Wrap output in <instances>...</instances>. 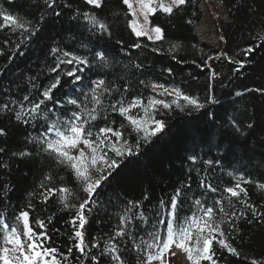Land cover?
<instances>
[{"label": "snow or ice", "instance_id": "6c2138e0", "mask_svg": "<svg viewBox=\"0 0 264 264\" xmlns=\"http://www.w3.org/2000/svg\"><path fill=\"white\" fill-rule=\"evenodd\" d=\"M121 2L132 17L123 25L118 23L120 16L128 13L110 18L104 11L107 0H83L84 9L74 8L73 0H30V6L37 8L34 16L13 14L0 6V29L8 27L16 35L10 54L0 47V56L8 55L0 78L18 56L27 55L25 49L44 41L39 48L42 60L38 58L36 68L26 66L6 86L0 81V170L9 175L7 181L0 180V264H69L70 259L77 264H170L169 257L178 253L184 254L187 264H222L224 258L218 252L239 258L244 264H264V255L248 256L242 243H234L240 234L239 221L264 224V211L260 210L264 204L251 203L247 187L255 185L264 191V182L254 181L247 173L250 165L264 166V153L259 163L253 164L255 150L249 139L257 121L244 122L235 114L221 118L218 124V114L212 111L220 104L217 82L222 88L227 86L215 61L233 65V75L246 68L264 49V13L256 0H220L228 14L222 19L218 15V19L225 29H248L246 35L242 33L246 46L232 55L223 49L201 58L197 66L206 70L201 95L186 82L165 86L139 79L150 74V66L142 61L130 60L131 69L138 74L134 81L127 74L108 79L117 67L118 52L150 47L152 53L160 54L165 42L170 45L169 52L180 49V38L174 30L194 7L193 0ZM66 10L72 12L70 17L65 18ZM65 19L76 25L75 32L69 28L65 33ZM121 27L136 38L131 44H126L123 37L113 40ZM140 38H146L150 45ZM219 39L227 43L226 33L222 32ZM3 43L8 46L11 42L6 39ZM238 56L243 58H235ZM171 58L183 63L175 55ZM162 71L174 75L172 67ZM42 77L49 82L43 83ZM62 88L68 89L67 99L56 96ZM252 93L264 97V87L245 88L234 95ZM133 110L139 111L133 114ZM111 114L127 121L135 136L127 133L123 122L116 126L110 121ZM175 114L199 119L201 126L174 132ZM10 126L24 132L16 150L5 142ZM214 128L219 131H212ZM171 138L193 145L178 158L187 163L184 180L177 181L171 191L155 201L151 184L139 196L117 190L132 158L139 159L146 147ZM250 148L253 155L248 157V164H241V152L247 155ZM40 158L55 167L42 169L27 192L26 202L14 206L10 198L15 188L10 179L12 162ZM156 164L170 167L172 161L165 158ZM57 168L70 172L77 191L65 185ZM147 169L145 165V172ZM225 176L231 186H222ZM106 188H113L115 199L104 203L101 193ZM53 198L71 216L66 222L71 226V243L64 251L52 245L49 235L54 216L39 219L33 215ZM93 222L98 231L89 233Z\"/></svg>", "mask_w": 264, "mask_h": 264}, {"label": "trees", "instance_id": "16d2710c", "mask_svg": "<svg viewBox=\"0 0 264 264\" xmlns=\"http://www.w3.org/2000/svg\"><path fill=\"white\" fill-rule=\"evenodd\" d=\"M220 2V0H218ZM63 2V0H62ZM194 7H190L188 14L182 21L179 22L178 27L174 30L176 35L180 38L179 43L181 48L175 52H169V43L165 42L162 47L164 51L160 54H155L150 51L149 48L144 49H129L126 53L118 52L115 59L117 61V67L114 69V75L109 76L108 79H114L115 76H123L127 74L131 80L137 78V73L130 67V60L136 62H144L150 66V74L145 76H139V79H147L148 81H155L158 83H164L165 86H169L172 83L180 84L186 82L191 85L194 91H199L203 95V85L206 80V70L201 71L197 66L201 58H206L207 55L218 52L214 46L206 43H200L195 33V25L202 19L201 4L202 0H193ZM0 6L5 9H10L13 14H22L27 16H34L37 13L35 6H30V0H15L14 4H9L8 0H0ZM256 6L259 8L261 13H264V2L262 0H256ZM73 7H79L84 9L85 5L83 0H73ZM227 13L228 9L225 7ZM105 13L111 18L117 13H128L127 6L122 5L121 0H107ZM72 12L70 10L65 11V18L70 17ZM126 19H131L130 13L125 17L120 16L118 23L123 25ZM191 21V23H188ZM3 21L0 20V23ZM155 22V21H154ZM64 30L67 33L68 29L71 28L73 32L76 31L75 24H69L65 19ZM222 30L226 33L227 43H225L224 49L232 55L238 52L240 49L246 46V41L242 38V33L246 35L248 29L237 28L229 26L227 29L222 25ZM83 31V27L80 28ZM87 33L85 32V38ZM123 37L126 44H131L136 38L130 34L129 30L124 27L120 28L117 35L113 37V40H117ZM9 40L11 43L8 46L4 45L5 40ZM141 41L150 45V42L146 38H140ZM16 42V35L10 32L8 27L0 29V47L4 48V51L10 54V49L14 47ZM70 43V41H65ZM44 41H41L39 45L33 43L31 49H25L27 55L24 57H17L12 64L8 67L7 74L0 78L2 85H8L12 80L16 78L18 73L22 71L26 66L36 68L38 58L42 60L39 48L43 46ZM79 47V45H78ZM175 55L178 60H182L183 63H177L171 57ZM147 58V59H145ZM242 59V56L235 57ZM193 61H196L194 64ZM8 64V55L0 56V69H4ZM126 66H128L126 68ZM215 66L220 71L223 77L222 83L227 85L221 87V82L216 84V92L220 97V104L215 106L212 111L216 112L217 123H221V118L226 119L227 115H239L241 121L247 122L250 119L257 121V127L252 131L250 136V144L254 145L255 157L253 164H258L261 159V154L264 153V147H261V137H264V97L257 93L246 94L244 97H236L234 93L236 91H243L245 88L251 87H264V49L258 51L255 56L249 61L246 68L242 69L239 73L233 75V65L227 61L218 60L215 61ZM166 67H172L174 69V75L168 76L162 70ZM112 71V70H110ZM54 75V74H53ZM196 78L195 80L193 78ZM228 77H232L231 81ZM43 83L47 84L49 81L41 78ZM68 91L67 88L60 89L56 93L57 98L63 97L67 99L65 93ZM147 95V93H145ZM170 99V97L168 98ZM51 106V105H49ZM235 109V113L233 112ZM255 113L253 116L252 113ZM110 121H115L116 126L123 122L127 127V133H130L133 137L135 133L132 132L131 127L127 126V121H124L118 114H111L109 116ZM174 125L173 131L184 130L187 128H194L201 126L199 119H193L192 117L175 114L172 119ZM11 132L6 138L7 145L12 149L16 150L18 142L23 141L24 132L22 128L16 126H10ZM31 131V129H29ZM212 131L218 132L219 129L214 128ZM126 133V134H127ZM36 132H33L35 135ZM193 148L191 143L185 144L181 139L171 138L165 141H161L152 146L144 149V155L139 159L132 158L127 164L124 170V178L120 181L117 186V190L121 192H127L131 196H139L142 189L149 188L153 196V200L160 197L163 193L169 192L172 186L180 180L185 179V169L187 163L182 162L178 158L185 155L184 149ZM206 151V149H205ZM243 159L241 164H248V157L253 155V150L250 148L247 155L241 152ZM170 159L172 165L170 167L157 166L156 162L161 159ZM19 165V167H17ZM145 165H148L147 172H145ZM55 167L51 164V161H47L45 158L30 159L25 162L13 161L10 172L11 183L15 186L14 191L10 194V198L14 206H20L26 202L27 192L32 188L33 181L40 177L41 170L47 171L49 167ZM239 167V165H237ZM59 176L63 178L65 185L77 191V184L74 181L72 175L67 170H60L57 168ZM247 173L251 175V178L264 182V166L254 167L249 166ZM195 178L196 173H192ZM219 176L220 173L217 172ZM9 175L4 171L0 170V180L7 181ZM230 178L225 176L222 182V186H231L229 184ZM249 188V200L251 203L261 205L264 204V191L258 190L255 185H248ZM193 190L195 191V179L193 180ZM104 198L103 202L107 203L109 198L115 199L113 188H106V191L101 193ZM235 203V199L233 201ZM3 206V201H0V207ZM152 207L151 204L148 205ZM239 208L240 205L237 204ZM40 210L34 213V217L44 219L45 217L54 216L52 225L49 226V235L52 237V245L58 246L62 251L70 245L68 234L71 232V226L66 222L71 218L70 214L64 213L58 205L57 199H51L46 205L41 204ZM264 211V208L260 209ZM110 211H112L110 209ZM249 219L251 216L249 215ZM34 223V221H33ZM38 228V226H37ZM59 229V232H53L52 229ZM239 235L235 237V244L243 245V250L248 256L256 255L257 257L264 255V224L253 222L249 224L247 220H241L238 223ZM105 230H107L105 228ZM89 233H96L98 231L95 223L88 229ZM218 255L223 256L222 264H244V261L232 257L227 253L218 252ZM69 264H77L75 259H70Z\"/></svg>", "mask_w": 264, "mask_h": 264}, {"label": "rangeland", "instance_id": "374dc122", "mask_svg": "<svg viewBox=\"0 0 264 264\" xmlns=\"http://www.w3.org/2000/svg\"><path fill=\"white\" fill-rule=\"evenodd\" d=\"M201 11L202 19L195 25V33L199 42L214 46L219 51L223 50L225 42L221 41L219 37L223 32L221 19L224 15L228 14L225 7H222L218 0H202ZM218 15L221 19H218ZM138 111L133 110V114H136ZM169 260L170 264H187L185 256L182 253H178L174 258L169 257Z\"/></svg>", "mask_w": 264, "mask_h": 264}]
</instances>
